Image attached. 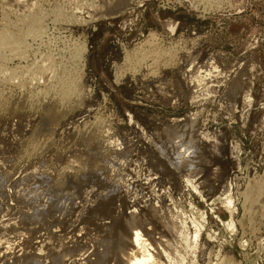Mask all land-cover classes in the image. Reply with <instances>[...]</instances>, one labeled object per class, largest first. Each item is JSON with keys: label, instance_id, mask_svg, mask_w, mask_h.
I'll return each mask as SVG.
<instances>
[{"label": "rangeland", "instance_id": "obj_1", "mask_svg": "<svg viewBox=\"0 0 264 264\" xmlns=\"http://www.w3.org/2000/svg\"><path fill=\"white\" fill-rule=\"evenodd\" d=\"M125 1L0 0V264H119L134 227L161 264H264V0Z\"/></svg>", "mask_w": 264, "mask_h": 264}, {"label": "bare ground", "instance_id": "obj_2", "mask_svg": "<svg viewBox=\"0 0 264 264\" xmlns=\"http://www.w3.org/2000/svg\"><path fill=\"white\" fill-rule=\"evenodd\" d=\"M67 1V0H66ZM74 1V0H73ZM102 1V0H101ZM111 1V0H110ZM22 2V1H21ZM24 2V1H23ZM78 2V1H77ZM106 2H108V3H110L109 2V0L107 1L106 0ZM106 2H104V3H106ZM112 3H110V4H112V5H110V4H108L106 7H103V6H100V7H102L101 9L100 8H98V6L97 7H95L94 5H92V6H94L95 7V10L94 11H96V14L95 13H93L92 12V14L94 15H97V13H99V14H102L103 16L105 15H107V14H113V15H115L114 13H117V15L119 14V12L118 11H120V10H122V9H124L123 8V6H126L125 4H127V1H125V0H118V2H119V5H116L118 2H117V0H112L111 1ZM60 3V2H59ZM71 3V2H70ZM81 3V2H80ZM98 3V2H97ZM103 3V4H104ZM77 4V3H76ZM82 4V3H81ZM95 4V3H94ZM99 4V3H98ZM102 4V3H101ZM102 4V5H103ZM132 4V3H131ZM96 5V4H95ZM62 7V6H61ZM76 7V6H75ZM122 7V8H121ZM30 8V7H29ZM78 8V7H77ZM80 8V7H79ZM56 9V8H55ZM81 9V8H80ZM85 9H87V8H85ZM90 10H92V8L90 9ZM26 11V10H25ZM50 11V10H49ZM14 12V11H13ZM57 12H58V10H57ZM80 12L82 13V11L80 10ZM88 12V11H87ZM90 12V11H89ZM62 14V13H61ZM90 14V13H89ZM98 14V15H99ZM26 15V14H25ZM86 15V14H85ZM88 15V14H87ZM86 15V16H87ZM94 15V16H95ZM98 15H97V17H98ZM85 16V17H86ZM90 16V18H92L91 17V15H89ZM88 16V17H89ZM93 16V17H94ZM100 16V15H99ZM109 16V15H108ZM112 16V15H111ZM96 17V16H95ZM94 17V18H95ZM103 18V17H102ZM86 21V20H85ZM88 21V20H87ZM35 22V21H34ZM29 27V26H28ZM39 28V27H38ZM37 27H33V28H28V29H26V33L27 32H29V36L30 35H32V36H36L34 33L32 34L31 32H33V31H35V29H36V31L37 30H39ZM35 31V32H36ZM40 32H42V29L40 28ZM31 33V34H30ZM28 34V33H27ZM40 35V34H39ZM10 36V37H9ZM8 37H7V39H6V41H5V35H2V34H0V48H7L8 50H9V52H10V54H12V55H14L15 56V54H17L18 53V51H20L21 50V46H22V43L23 42H21L20 40H18V39H20V38H17V37H14V36H11V35H9ZM31 36V37H32ZM38 36V35H37ZM22 39V38H21ZM26 39V38H25ZM20 41V42H19ZM23 41V40H22ZM25 43V42H24ZM27 43V42H26ZM25 45H27V44H25ZM29 46V45H28ZM23 47H24V44H23ZM31 47V46H30ZM29 47V48H30ZM2 48V49H3ZM4 48V49H5ZM28 49V48H27ZM34 49V48H33ZM1 50V49H0ZM24 50L26 51V46H25V48H24ZM24 50H21L22 51V53H23V51ZM31 50V49H30ZM14 51H15V53H14ZM17 52V53H16ZM28 52H29V50H28ZM20 54H21V52H19ZM20 54H17L18 56L20 55ZM25 54V53H24ZM73 55V54H72ZM77 55V54H76ZM157 55V54H156ZM3 57V56H2ZM22 57V56H21ZM50 61H52V60H50ZM4 65V64H3ZM54 65V64H53ZM28 66V65H27ZM30 66V65H29ZM32 66V65H31ZM34 66V71H36V74L37 75H39V77H42V74H45L44 72H43V70H42V73L39 71L40 69H37V67L35 66V65H33ZM33 66H32V68H33ZM37 66H38V64H37ZM51 66H52V64H51ZM28 68H30V67H28ZM45 68V67H44ZM49 68V67H48ZM31 69V68H30ZM30 69H29V71H30ZM43 69V68H42ZM32 70V69H31ZM32 70V71H33ZM45 70V69H44ZM50 70V69H49ZM32 71H30L31 73H32ZM33 71V72H34ZM38 72V73H37ZM197 72H199V71H197ZM197 72H196V74H197ZM33 74V73H32ZM34 74H35V72H34ZM33 74V75H34ZM195 74V75H196ZM15 75V74H14ZM31 75V74H30ZM32 75V76H33ZM12 76V75H11ZM44 76V75H43ZM15 77V76H14ZM19 77V76H18ZM36 77V76H35ZM35 77H33V81H34V78ZM8 78V77H7ZM12 78V77H11ZM42 78H44V77H42ZM196 78V77H195ZM32 80V79H31ZM37 80V79H36ZM42 80V79H41ZM67 80V79H66ZM199 80V79H198ZM30 81V80H29ZM28 82V81H27ZM42 82V81H41ZM63 82V81H62ZM74 82V81H73ZM193 82V81H192ZM31 83V82H30ZM19 84V83H18ZM28 84H29V82H28ZM22 85V84H21ZM32 85V84H31ZM58 88V87H57ZM63 88V87H62ZM60 89V91H59V101H57V102H54L52 105H51V108H49V110H47L48 112H47V115H46V117H45V121H48V122H50V121H52V119L54 118L55 119V117H59V116H61L62 114H63V112H64V110H66V108H65V106L66 105H64V104H66V101L67 100H70L75 94V84H68V85H65V87L63 88V89ZM77 88V87H76ZM77 92V91H76ZM48 95V94H47ZM40 96V95H39ZM0 97H2V96H0ZM3 98V97H2ZM18 98V97H17ZM27 99V98H26ZM37 99V98H36ZM55 99V98H54ZM1 100V99H0ZM20 100V99H19ZM77 100V99H76ZM25 101V100H24ZM1 102V101H0ZM3 102V101H2ZM20 102V101H19ZM37 102H39V101H37ZM67 102H70V101H67ZM21 103H22V100H21ZM34 103H36V102H34ZM74 103V102H73ZM3 105L2 106H4V105H6L5 103H2ZM23 104V103H22ZM21 104V105H22ZM41 104V103H40ZM34 105H36V104H34ZM7 106H9V105H6V107ZM74 106H75V104H74ZM0 107H1V105H0ZM11 107V106H10ZM65 108V109H64ZM0 109H3V107L2 108H0ZM46 111V110H45ZM68 111V110H67ZM65 114H67V112L65 113ZM64 116V115H63ZM60 118V117H59ZM98 120V119H97ZM106 123V122H105ZM45 125V124H44ZM95 125V124H94ZM94 128V127H93ZM86 129V128H85ZM43 131V130H42ZM74 170L75 168L74 167H72L71 165H69L67 168H64V169H62V172H60L61 174H60V180L58 181V182H56L54 185H53V189L55 188L56 190H59L60 192L59 193H61V196L62 197H64L65 195H67L68 193H72V195H74V193H77L78 195H82V196H84L86 193H87V191L84 189V187L83 188H81L80 186H82L83 185V183L86 181V180H88L89 179V177L88 176H86V173L83 171V170H81V169H78V170H76V171H72V172H69L68 170ZM91 178V177H90ZM249 184V186L251 187L250 188V190H249V193H247L248 195L246 196V198H245V200H244V203H245V207L246 208H244V209H246V211H245V218L248 220V219H250L251 217H253V216H251V215H253V214H257V213H262V214H264V191L262 190V188L260 187V184H259V182L256 180V179H251L250 180V182L248 183ZM78 185H80L79 187H78ZM245 193V192H244ZM88 194V193H87ZM246 194V193H245ZM86 198V197H85ZM96 203V202H95ZM94 204V203H93ZM244 205V204H243ZM92 206V205H91ZM96 207H98V206H96V204H95V206L93 205V207H90L89 208V214H93L97 209H96ZM244 207V206H243ZM244 218V219H245ZM149 228V227H148ZM131 235H130V241H131V252L128 254V255H122L121 257H118L117 258V261H118V263L119 264H161V263H159V261H158V254H156L157 252H156V249L155 248H153L152 246L154 245V243H152V242H148V239L147 238H145V236L146 235H148L147 233H146V231L144 230V231H140V230H138V228H136V227H134L132 230H131ZM158 242V240L157 241H155V243H157ZM223 261V260H222ZM225 262V264H228L227 262L228 261H224ZM231 262V261H230ZM213 264V263H212ZM216 264H223V262H221V263H216Z\"/></svg>", "mask_w": 264, "mask_h": 264}]
</instances>
